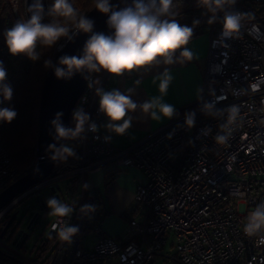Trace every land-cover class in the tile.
Segmentation results:
<instances>
[{
  "label": "built area",
  "instance_id": "obj_1",
  "mask_svg": "<svg viewBox=\"0 0 264 264\" xmlns=\"http://www.w3.org/2000/svg\"><path fill=\"white\" fill-rule=\"evenodd\" d=\"M233 7L250 16L245 18L238 37L226 41L220 39L221 23H209L206 67L200 95L190 104L192 107L178 109L177 117L129 147L114 146L112 135L100 129L105 117L98 110L95 89H104L109 74L91 73L75 108H83L99 131L87 132L85 140L68 141L77 147L74 170L51 174L0 211V237H11L20 212L19 206L14 208L33 195L40 205L28 212L27 224L33 229L48 219L40 241L54 240L52 249L38 264H153L171 239L174 252L163 254L164 264H264V244L243 231L249 213L264 202V0H236ZM0 61L7 70L14 97L19 78L1 39ZM89 82H94L91 88ZM204 103L214 105V115L200 110ZM233 105L239 108L237 121L222 129L221 125L227 123V109ZM189 111L196 112V122L190 130L183 127L184 114ZM73 126L71 115L70 127ZM206 128L211 131L203 135ZM218 134L227 135V142L218 144ZM109 163L117 170L139 168L146 181L138 186L123 233L115 237L102 232L98 220L93 229L101 235L93 248H85L82 229L93 213L82 215L79 209L84 204L93 205V200L78 190L64 195L59 180L72 176L80 185L89 172ZM36 165L35 158L30 169ZM23 175L0 134V192ZM44 186L57 199L74 207L70 217L49 215L41 194ZM15 214L16 219L4 234ZM58 219L79 226L72 243L58 239L53 228ZM28 238L27 232L16 238L15 244L22 250L16 254H33L26 247Z\"/></svg>",
  "mask_w": 264,
  "mask_h": 264
},
{
  "label": "clouds",
  "instance_id": "obj_2",
  "mask_svg": "<svg viewBox=\"0 0 264 264\" xmlns=\"http://www.w3.org/2000/svg\"><path fill=\"white\" fill-rule=\"evenodd\" d=\"M93 3L96 11L108 16L106 23L107 27L113 30L111 34L94 32V21L81 13L75 6V0H51L47 10L42 0H33L27 9L30 16L18 20L4 33L9 54L37 62L41 59V51H38V48L53 49L61 40L72 41L79 34H90L80 56H61L56 65L51 59L44 60V67L52 69L57 79L64 80L71 79L76 74L101 71L119 77L161 63L173 65L194 59L195 54L187 47L194 34L193 27L169 19L175 15L172 10L173 0H132L130 5L119 10L111 4V0H93ZM235 3L236 0H197V6L210 14L208 23H221L222 41L237 38L245 18L250 16L236 11L233 7ZM45 16L49 18L47 22H44ZM7 76V70L0 61V104L10 102L13 97L14 90L7 81ZM85 79H89V75H86ZM157 79L160 95L139 104L131 99L130 94L122 93L118 89H95V94L99 97L98 110L106 118L104 127L110 133L123 136L132 127L131 114L138 109L145 117L155 121L171 120L178 116L175 106L164 102L163 99L174 79L171 71L165 68ZM93 83L89 82L88 86L91 88ZM136 83L139 84L140 81ZM132 91L127 90L128 93ZM200 110L205 115H214L216 111L214 105L209 103H204ZM227 113V123L221 125L222 129L237 121L239 108L233 105L227 109ZM17 115L18 112L12 106L0 107V123L11 124ZM62 116V112H57L50 121L49 134L54 142L46 149V152L51 153L49 158L57 163H65L69 158H78L74 148L69 144L60 143L61 141L85 140L87 132L99 131L98 125L91 121L90 115L81 107L75 108L72 113L73 127L66 126ZM195 122V111L184 114L183 127L190 130ZM210 131V128L203 129L202 134L207 135ZM171 135L172 133H169V138ZM110 139V136L105 137L106 142ZM215 139L218 144H224L228 136L218 134ZM89 187L88 183L83 184L85 190ZM46 205L50 210L49 215L53 218L70 217L75 211L73 206L54 196L46 200ZM96 207L84 204L80 206L79 211L82 215H89L96 211ZM53 228L58 239L67 243H72L73 237L79 233L78 225L65 223L61 219L57 220ZM243 231L249 238L258 237L259 243L264 244V202L259 203L249 213Z\"/></svg>",
  "mask_w": 264,
  "mask_h": 264
},
{
  "label": "crops",
  "instance_id": "obj_3",
  "mask_svg": "<svg viewBox=\"0 0 264 264\" xmlns=\"http://www.w3.org/2000/svg\"><path fill=\"white\" fill-rule=\"evenodd\" d=\"M208 30L207 27L205 33L193 38L187 45L195 54L191 62L175 63L173 65L161 63L138 70L133 75L124 74L119 77L109 75L104 90L118 89L122 93L130 94L131 99L138 104L143 103L160 95L158 90L159 79L157 77L162 74L165 68H168L174 79L163 98L164 102L174 105L177 110L192 104L200 95L210 43ZM138 80L140 81L139 84L136 83ZM128 89L133 91L128 93ZM131 115L133 117L132 127L123 136H116L104 127L107 123L106 118L100 124L102 131L112 135V144L118 148H126L139 142L152 131L159 129L172 120H151L150 117H145L139 109ZM145 181L146 175L139 168L128 167L117 170L109 163L89 172L78 186V191L92 198L93 204L95 202L97 205L95 212L97 218H99L102 232L116 237L125 230L138 186ZM85 183L90 185L87 190L83 188ZM92 232L95 233L96 237L92 239L91 246L86 248H93L101 235V232L92 229L83 235V244L85 243V236Z\"/></svg>",
  "mask_w": 264,
  "mask_h": 264
},
{
  "label": "trees",
  "instance_id": "obj_4",
  "mask_svg": "<svg viewBox=\"0 0 264 264\" xmlns=\"http://www.w3.org/2000/svg\"><path fill=\"white\" fill-rule=\"evenodd\" d=\"M50 3L51 0H48V4ZM174 5L177 6L173 10L175 15L172 17V19L177 20L181 25L193 27L194 34L192 39L206 32V29L209 26L208 17L210 14L207 13L204 8L197 6V0H178L173 3V6ZM75 6L81 11L82 14L86 15L94 7V3L93 0H75ZM261 15L264 17V11L261 13ZM48 19L49 18H47L45 22H47ZM16 22V13L14 12L10 0H0V39L4 43L5 31L11 28ZM58 45L53 49L38 48V51H41V59L37 62H31L23 56H11V64L14 72L19 78V83L17 85L13 99L5 106L14 107L18 112V115L11 124L0 123V134L3 142L14 155L15 166L19 169V171L23 172L24 175L31 170V163L36 158L41 90L46 72L48 70V68L44 67V60H52ZM178 54L179 53H177V55ZM135 73L136 71L126 74L133 75ZM190 107H192V105H187V108ZM66 142L68 141H63V143ZM73 148L75 152H77L76 145H73ZM76 167V159L69 158L65 163L56 162L54 171L58 175H62L74 170ZM78 186V180L77 178H74L70 189L72 194L77 192ZM21 203L22 202L17 204L14 210ZM95 206L97 205L95 204ZM98 220L99 218H97L96 212H94L93 216H91V218L85 223L82 229V234L84 235L86 232L91 231L93 229V225L98 222ZM14 234L15 233L13 232L10 239L13 238ZM53 245L54 240L52 238L43 241L39 240L33 250V254L35 255L27 259L22 258L16 253L3 251L0 253V264H38L44 254L52 249ZM22 248L23 250H26L25 246ZM98 264L107 263L99 262Z\"/></svg>",
  "mask_w": 264,
  "mask_h": 264
},
{
  "label": "water",
  "instance_id": "obj_5",
  "mask_svg": "<svg viewBox=\"0 0 264 264\" xmlns=\"http://www.w3.org/2000/svg\"><path fill=\"white\" fill-rule=\"evenodd\" d=\"M176 1L178 0H173V3ZM32 2L33 0L26 1L27 18L30 16V13L27 11V9ZM42 3L45 7V10H47L49 5L48 0H42ZM131 3L132 0H111V4L114 5L117 10L128 6ZM86 17L94 21V32L104 33L106 35L112 33L113 30L109 29L106 23L108 16L99 13L94 7L86 14ZM47 18L48 17L45 16L44 22ZM89 35L90 34H79L72 41L62 40L52 58L53 64L56 65L59 58L64 55L80 56L82 54L83 46L86 40L89 38ZM86 75L90 76V74L85 73L83 75L76 74L68 80L57 79L54 75V71L48 68L42 85L39 105V133L36 145L37 165L0 192V211L28 189L38 185L39 183L46 180L51 174L55 173L54 169L56 162H53L49 158L51 153L46 152L48 146L54 142L52 136L49 134L51 129L50 121L54 118L57 112H62L63 123L70 127L72 112L88 82V79H85ZM52 131L54 132V129ZM60 143H63V141ZM15 219L16 214L10 220L4 234ZM37 219L38 218H36V221ZM36 221L34 222L35 224ZM2 252L3 251L0 249V253Z\"/></svg>",
  "mask_w": 264,
  "mask_h": 264
},
{
  "label": "rangeland",
  "instance_id": "obj_6",
  "mask_svg": "<svg viewBox=\"0 0 264 264\" xmlns=\"http://www.w3.org/2000/svg\"><path fill=\"white\" fill-rule=\"evenodd\" d=\"M11 3V1H10ZM26 0H18L16 3H11L14 12L16 13L17 21L21 19H27L26 15ZM177 5L173 6V9L176 8ZM172 17H169L171 19ZM103 72V71H101ZM66 144H69L70 146L73 147V144L70 142H66ZM72 176H67L59 180V184L62 188V191L64 195L67 194V191H70L71 186H72ZM41 194L42 196L47 200L49 197H55L53 194L52 190L48 186H44L41 189ZM40 205L38 202L37 196L30 195L26 197L22 203L19 205V215H18V220L16 221L11 234L14 232V236L12 239L10 238H2L0 237V249L2 251H9L12 253H21L22 250L17 247L15 244L16 238L22 233V232H27L29 234V238L26 242V247L28 248V252L32 253L34 252V247L40 240L43 234H45V224L47 223L48 219L41 220L40 223H38L33 229L29 227L27 224V214L28 212L30 213L32 208H36ZM96 235L94 232L89 233L85 236V243L83 244L84 247H90L91 246V241L92 239H95ZM171 241L170 240L169 244L165 246L162 254L156 255L155 262L153 264H164V253L167 251L174 252V248L171 247ZM17 255H27L29 257L34 256L35 254H17Z\"/></svg>",
  "mask_w": 264,
  "mask_h": 264
}]
</instances>
